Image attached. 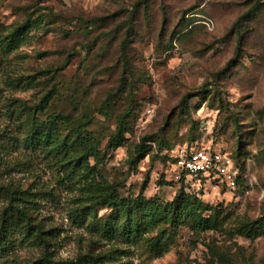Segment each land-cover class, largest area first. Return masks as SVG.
<instances>
[{
	"label": "rangeland",
	"instance_id": "rangeland-1",
	"mask_svg": "<svg viewBox=\"0 0 264 264\" xmlns=\"http://www.w3.org/2000/svg\"><path fill=\"white\" fill-rule=\"evenodd\" d=\"M26 25L15 50L0 43V187L27 196L20 206L34 229L8 233L0 264H34L47 253L58 262L98 258L89 264H264V233L249 239L238 231L264 217V0H0V41ZM110 93L106 121L98 110ZM83 112L97 118L95 132L114 131L123 116L129 123L123 146L113 150L108 134L102 139L95 176L23 143L19 126L31 114ZM146 138L149 153L131 166V151ZM163 141L175 151L199 144L231 154L242 186L181 180L159 150ZM99 182L164 204L183 187L208 204L205 215L216 223L207 231L159 225L146 235L167 231L159 255L145 239L108 241L93 223L117 213L105 192L91 194L89 184ZM9 202L0 196V231ZM89 205L91 215L75 217Z\"/></svg>",
	"mask_w": 264,
	"mask_h": 264
},
{
	"label": "trees",
	"instance_id": "trees-1",
	"mask_svg": "<svg viewBox=\"0 0 264 264\" xmlns=\"http://www.w3.org/2000/svg\"><path fill=\"white\" fill-rule=\"evenodd\" d=\"M27 29V25L13 31L9 36L0 41L1 45H7V49L15 50L23 41V32ZM113 93L108 94L104 100L103 106L98 110L99 114L105 117L108 121L111 117V110L115 101ZM189 107V105H188ZM30 113V112H29ZM54 116V115H53ZM49 117L47 120H42L37 117L36 113L28 116L27 122H21L19 128L24 131L23 143L27 147L33 149H42L47 155H53L56 163H60L61 167L65 168L72 165V172L80 170L87 179L95 176L98 171V165L102 163L104 155L99 150V145L102 139L108 134V147L116 150L123 146L127 141L126 134L130 131L127 125V116L118 119L117 128L108 133L95 132L91 130V125L97 122V118L93 113L83 112L78 115L72 113L65 114L61 117ZM53 118V119H52ZM66 128L67 133L63 136L59 131L58 123ZM102 133V134H101ZM147 138L141 144L136 145L130 153L129 164L138 166L139 163L147 156L151 146H149ZM199 145V144H191ZM201 146V145H199ZM74 150L70 156V151ZM159 150L164 153L165 158L173 157L174 149L169 146L168 142L163 141ZM59 159H57V156ZM94 156L96 164L90 165L89 159ZM66 162H63L62 159ZM235 160V159H234ZM237 165V164H236ZM187 178L186 172L182 173L181 180ZM89 181V180H88ZM242 177L239 179V186H242ZM94 190L95 196L99 192H105L107 199L117 213V217H112L114 220H108L102 224H94V229L98 232L101 238L108 241L122 240L123 244L135 245L142 240H146L150 251L154 255H159L167 249V243L163 235L166 230L161 231L157 235L146 236L150 232L156 230L159 225L170 223L171 227L189 226L192 230L207 231L214 227L216 220L214 214L210 217L205 215V211L209 209L201 198L196 195L188 194L182 187L173 202L161 203L156 199H145L142 194L136 198L122 197L118 186L99 182L97 184H89ZM9 188L0 187V196L3 194L9 198V206L2 214V225L0 231V253L7 251V235L12 230L21 229L24 233L32 234L34 225L29 215L27 206L21 207L20 203L27 198L26 195L18 196L17 192H12ZM92 196V195H91ZM74 211L75 217H88L93 213L92 206L78 207ZM126 219L122 222V216ZM111 218V219H112ZM86 221V220H84ZM239 233L249 239H255L260 234L264 233V217L242 224L238 228ZM38 235L39 238H42ZM43 239V238H42ZM221 257L222 254L218 253ZM98 258H90L89 255L80 257L77 261H55L49 253L34 264H89L93 263ZM97 263V262H95Z\"/></svg>",
	"mask_w": 264,
	"mask_h": 264
},
{
	"label": "built area",
	"instance_id": "built-area-1",
	"mask_svg": "<svg viewBox=\"0 0 264 264\" xmlns=\"http://www.w3.org/2000/svg\"><path fill=\"white\" fill-rule=\"evenodd\" d=\"M173 157L176 171L179 174L186 172L187 177L195 179L199 186L209 184L231 191L240 188L241 171L233 156L227 152L192 145L178 148Z\"/></svg>",
	"mask_w": 264,
	"mask_h": 264
}]
</instances>
